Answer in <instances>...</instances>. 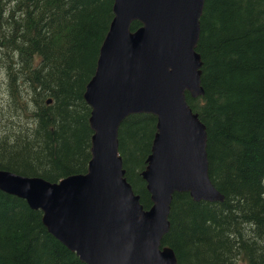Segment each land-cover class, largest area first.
<instances>
[{
  "label": "trees",
  "instance_id": "trees-1",
  "mask_svg": "<svg viewBox=\"0 0 264 264\" xmlns=\"http://www.w3.org/2000/svg\"><path fill=\"white\" fill-rule=\"evenodd\" d=\"M113 4L0 0V169L51 182L87 171L84 92ZM196 50L204 94L186 100L206 127L208 173L224 199L175 192L161 245L178 264H264V0H205ZM156 123L134 113L118 129L125 178L145 209L141 171ZM0 264L86 263L47 229L40 209L0 189Z\"/></svg>",
  "mask_w": 264,
  "mask_h": 264
},
{
  "label": "water",
  "instance_id": "water-1",
  "mask_svg": "<svg viewBox=\"0 0 264 264\" xmlns=\"http://www.w3.org/2000/svg\"><path fill=\"white\" fill-rule=\"evenodd\" d=\"M205 0H114L84 99L92 157L84 173L58 181L0 169V189L42 211L47 229L86 264H178L161 245L175 192L222 201L208 173L207 132L186 100L204 94L196 50ZM141 25L131 30V23ZM50 102V99L47 100ZM134 113L156 116L141 176L151 206L125 178L118 129Z\"/></svg>",
  "mask_w": 264,
  "mask_h": 264
},
{
  "label": "rangeland",
  "instance_id": "rangeland-1",
  "mask_svg": "<svg viewBox=\"0 0 264 264\" xmlns=\"http://www.w3.org/2000/svg\"><path fill=\"white\" fill-rule=\"evenodd\" d=\"M2 96V95H1ZM4 99H5V96L3 95ZM1 105V104H0ZM5 128V123L4 122H1L0 121V131L4 130ZM1 133V132H0Z\"/></svg>",
  "mask_w": 264,
  "mask_h": 264
}]
</instances>
